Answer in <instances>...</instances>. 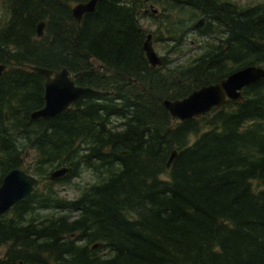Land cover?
Masks as SVG:
<instances>
[{"label":"trees","instance_id":"1","mask_svg":"<svg viewBox=\"0 0 264 264\" xmlns=\"http://www.w3.org/2000/svg\"><path fill=\"white\" fill-rule=\"evenodd\" d=\"M86 1L0 0V185L16 168L39 180L0 213V264H264V79L242 101L187 120L164 105L264 67V2L151 0L159 16L147 0H98L79 23L72 8ZM145 8L166 33L158 41L181 53L161 67L143 49ZM200 17V52L180 60ZM30 65L67 67L92 91L32 119L45 87ZM85 170L94 181L65 196L59 184Z\"/></svg>","mask_w":264,"mask_h":264},{"label":"water","instance_id":"2","mask_svg":"<svg viewBox=\"0 0 264 264\" xmlns=\"http://www.w3.org/2000/svg\"><path fill=\"white\" fill-rule=\"evenodd\" d=\"M98 0L76 3L73 7V15L80 23L85 13L93 12ZM204 20L198 21L194 27L199 29L203 26ZM46 22L40 21L37 26V37H42L45 32ZM143 49L146 57L152 66H160L162 58L155 50L152 43V35L149 34L144 41ZM30 68L45 78V105L31 114L32 119L44 118L53 119L62 112L68 110L72 104L77 102L84 94L92 91L91 87L77 85L74 78L80 73L70 75L67 67L54 70L43 66L31 65ZM7 69V65L0 63V78ZM264 79V67L250 65L230 73L220 81L202 85L194 89L183 98L174 100L165 99L164 105L171 113L173 119L181 121L206 114L216 107L224 105L228 100L241 101L244 99V89ZM124 153V152H123ZM177 156L174 150L168 161L171 166L173 159ZM72 168L61 167L54 170L50 178L58 180L64 177ZM38 178L27 173L22 168L11 170L0 185V213L10 210L16 203L30 196Z\"/></svg>","mask_w":264,"mask_h":264},{"label":"rangeland","instance_id":"3","mask_svg":"<svg viewBox=\"0 0 264 264\" xmlns=\"http://www.w3.org/2000/svg\"><path fill=\"white\" fill-rule=\"evenodd\" d=\"M234 2H237L238 5L242 6V7H247V6H251V5H255L257 2H264V0H232ZM148 8L149 10L156 9V13L153 14H157V15H161V13L163 12V7H160L157 3L150 1V3H148ZM144 10H146V14L147 16L142 17L141 22L144 26V28L147 30V33H153V45L155 47V49L158 51V53L161 56H168L170 59H175L177 60L180 56L181 53H177V52H173L171 54H169L168 52L171 50V44L169 43V41L166 42H161L158 41V38L160 36L166 38V33L164 31V29L162 27L158 26V22H155L153 19H151V16H149L147 8H145ZM3 11L4 8L2 7V5L0 4V19H2L1 17L3 15ZM184 18H186L185 20H187L189 17L185 14ZM203 17L197 18L196 21L202 19ZM4 22V20H2ZM3 24V23H2ZM190 26H193L194 22L193 19L192 21L189 22ZM159 29H162L161 31H159ZM198 35L196 34V30L192 31V33L189 34V38L187 39V41L184 44V48H183V52L186 53L180 60H185L188 57H193L195 55H198L200 52V47H199V42H198ZM174 60V61H175ZM25 160L27 162H31V156L30 153L29 155L25 156ZM94 178H93V174L89 171V170H85L84 172H82L81 176L74 178L72 181H70V183L67 184H59V188L61 189L62 193L67 196V197H74L78 194L79 192V187H77L78 185L84 186L85 184L89 183V182H93ZM5 253V249H1L0 251V255L3 256Z\"/></svg>","mask_w":264,"mask_h":264},{"label":"flooded vegetation","instance_id":"4","mask_svg":"<svg viewBox=\"0 0 264 264\" xmlns=\"http://www.w3.org/2000/svg\"><path fill=\"white\" fill-rule=\"evenodd\" d=\"M151 0H147L148 3H150Z\"/></svg>","mask_w":264,"mask_h":264}]
</instances>
